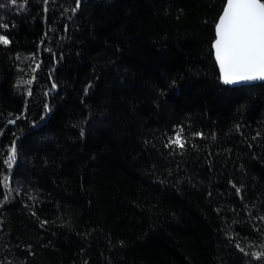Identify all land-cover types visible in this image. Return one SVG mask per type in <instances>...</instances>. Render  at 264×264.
I'll return each instance as SVG.
<instances>
[{"label":"trees","instance_id":"trees-1","mask_svg":"<svg viewBox=\"0 0 264 264\" xmlns=\"http://www.w3.org/2000/svg\"><path fill=\"white\" fill-rule=\"evenodd\" d=\"M225 3L0 0V264H264V82L222 83Z\"/></svg>","mask_w":264,"mask_h":264},{"label":"snow or ice","instance_id":"snow-or-ice-1","mask_svg":"<svg viewBox=\"0 0 264 264\" xmlns=\"http://www.w3.org/2000/svg\"><path fill=\"white\" fill-rule=\"evenodd\" d=\"M12 3L15 5L17 0H12ZM79 6L80 0H76V8L73 11ZM0 27L7 28L8 25L0 24ZM9 43L6 36L0 35V44L7 46ZM212 47L223 83L264 81V0H226L215 24V40ZM21 83L30 85L32 80ZM52 87L55 88L56 85L53 84ZM172 145L184 148L183 129H178L166 146ZM16 155V145L13 142L6 161L9 167L15 164ZM7 180L5 177L6 183ZM239 192L240 189L237 188V193ZM256 255L259 258L262 254Z\"/></svg>","mask_w":264,"mask_h":264},{"label":"water","instance_id":"water-1","mask_svg":"<svg viewBox=\"0 0 264 264\" xmlns=\"http://www.w3.org/2000/svg\"><path fill=\"white\" fill-rule=\"evenodd\" d=\"M213 52H214V49H213ZM214 57H215V52H214ZM218 65V64H217ZM219 68V66H218ZM221 75V74H220ZM222 80V79H221ZM260 82H264V81H261V80H256V81H246V82H238V83H234V84H225V85H229V86H241V85H248V84H255V83H260ZM223 83V81H222Z\"/></svg>","mask_w":264,"mask_h":264}]
</instances>
